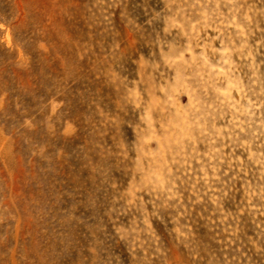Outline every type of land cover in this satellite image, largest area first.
Instances as JSON below:
<instances>
[{
  "label": "rangeland",
  "instance_id": "rangeland-1",
  "mask_svg": "<svg viewBox=\"0 0 264 264\" xmlns=\"http://www.w3.org/2000/svg\"><path fill=\"white\" fill-rule=\"evenodd\" d=\"M0 264H264V0H0Z\"/></svg>",
  "mask_w": 264,
  "mask_h": 264
}]
</instances>
